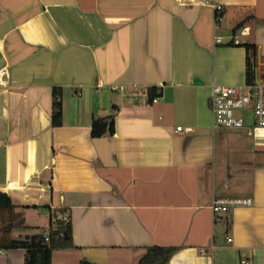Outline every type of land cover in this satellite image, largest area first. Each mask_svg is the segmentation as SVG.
I'll use <instances>...</instances> for the list:
<instances>
[{
	"label": "crops",
	"instance_id": "obj_1",
	"mask_svg": "<svg viewBox=\"0 0 264 264\" xmlns=\"http://www.w3.org/2000/svg\"><path fill=\"white\" fill-rule=\"evenodd\" d=\"M2 66L0 192L23 215L9 238L65 213L75 248L51 264H137L151 246L180 248L168 264H264V128L214 127L210 106L213 85L264 82V0H0ZM113 108L114 135L92 138ZM215 198L252 203L215 224Z\"/></svg>",
	"mask_w": 264,
	"mask_h": 264
},
{
	"label": "trees",
	"instance_id": "obj_2",
	"mask_svg": "<svg viewBox=\"0 0 264 264\" xmlns=\"http://www.w3.org/2000/svg\"><path fill=\"white\" fill-rule=\"evenodd\" d=\"M248 51V74H250V61L255 59L256 47L254 45L245 46ZM156 95V90H151V96ZM52 117L53 127L61 125V91H53ZM109 117L94 119L91 125V137L100 138L104 135L113 136L114 112ZM15 206L5 193L0 192V249L12 250L22 249L25 251L24 264H51V256L54 250H72L75 247L72 243L71 223L57 222L59 230L50 234L49 242H45L42 233L35 236L34 242L13 240L9 238L14 229L13 211ZM44 231V230H42ZM63 233L62 237H58ZM178 247L151 246L146 248L144 255L137 264H168L170 259L177 253Z\"/></svg>",
	"mask_w": 264,
	"mask_h": 264
},
{
	"label": "built area",
	"instance_id": "obj_3",
	"mask_svg": "<svg viewBox=\"0 0 264 264\" xmlns=\"http://www.w3.org/2000/svg\"><path fill=\"white\" fill-rule=\"evenodd\" d=\"M214 9L221 11V6L216 5ZM220 17H217V21ZM220 42V38H217ZM9 88V72L7 66L0 67V92H4ZM158 97L154 98L152 103L158 101ZM210 106L213 118V126L242 129L245 128L246 114L250 113L253 120V126L264 128V82H253L243 86H225L213 85L211 87ZM181 131V128H177ZM250 199H221L215 198L211 203L212 218L215 224L225 222V216L228 215L230 208L238 206L251 205ZM52 224L47 230L42 232L45 242H49L50 234L59 230L57 222L68 223L69 217L65 213H55L51 218ZM60 233L58 237H62ZM232 239L225 238V244H230ZM3 251L0 250V254ZM201 254L203 252L201 251ZM247 264L246 262H242Z\"/></svg>",
	"mask_w": 264,
	"mask_h": 264
},
{
	"label": "rangeland",
	"instance_id": "obj_4",
	"mask_svg": "<svg viewBox=\"0 0 264 264\" xmlns=\"http://www.w3.org/2000/svg\"><path fill=\"white\" fill-rule=\"evenodd\" d=\"M246 117L247 118H251L252 119V116L250 113H247L246 114ZM22 219H23V215H21L20 217L18 216V214L16 215L15 214V220L13 221L14 222V225H16L18 228H22L21 226V223H22ZM15 226V227H16ZM23 229V228H22ZM32 233H35V230H31ZM43 231H40V233H42ZM54 260H55V264H57V253L54 254Z\"/></svg>",
	"mask_w": 264,
	"mask_h": 264
},
{
	"label": "water",
	"instance_id": "obj_5",
	"mask_svg": "<svg viewBox=\"0 0 264 264\" xmlns=\"http://www.w3.org/2000/svg\"><path fill=\"white\" fill-rule=\"evenodd\" d=\"M82 264H92V263H90L88 261H84V262H82Z\"/></svg>",
	"mask_w": 264,
	"mask_h": 264
}]
</instances>
